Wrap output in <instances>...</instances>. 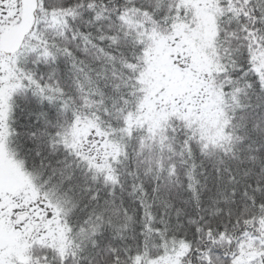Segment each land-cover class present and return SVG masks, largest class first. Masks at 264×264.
I'll return each instance as SVG.
<instances>
[{"label":"snow or ice","instance_id":"snow-or-ice-1","mask_svg":"<svg viewBox=\"0 0 264 264\" xmlns=\"http://www.w3.org/2000/svg\"><path fill=\"white\" fill-rule=\"evenodd\" d=\"M0 264H264V0H0Z\"/></svg>","mask_w":264,"mask_h":264}]
</instances>
